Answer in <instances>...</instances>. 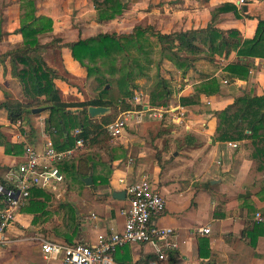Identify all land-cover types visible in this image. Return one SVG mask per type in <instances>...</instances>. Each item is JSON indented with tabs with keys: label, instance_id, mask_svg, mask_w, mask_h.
Listing matches in <instances>:
<instances>
[{
	"label": "crops",
	"instance_id": "0c3cea01",
	"mask_svg": "<svg viewBox=\"0 0 264 264\" xmlns=\"http://www.w3.org/2000/svg\"><path fill=\"white\" fill-rule=\"evenodd\" d=\"M224 3L234 5L238 13L222 14L216 26L238 30L242 41L253 39L259 20H264V0H248L244 5L248 7L247 12L237 0H219L217 5ZM197 5L200 17L190 16L189 25L183 31L204 29L211 23L206 7ZM19 27L16 25L14 29ZM14 41L21 44L22 35L14 34ZM201 48L204 54L196 56L195 68L186 74L176 69L182 81L168 82L170 97L166 107H152L146 100L143 109L139 105L131 110L133 118L122 136L112 137L114 143L99 155L83 150L106 143L88 140L77 148L74 159L64 162L74 161L75 167L70 173L61 165L64 192L71 198L69 204L60 200L63 194L59 187L58 193L41 190L33 200L25 202L6 231L8 242L2 246L5 248H0V264H49L42 251L44 242L96 245L101 237L122 232L129 196L126 193V199L120 200L114 194L126 192L130 184L144 177L152 181L166 200V209L157 223L174 230L177 247L167 261L161 262L151 245L127 244L112 252L106 264H264V226L254 221L257 212L264 213L261 187L264 174L250 177L253 163L247 156L246 141L214 140L215 112L223 111L244 95H264V60L240 58L237 52L210 60L207 49ZM62 59L64 63L47 65L59 75L55 84L62 100L71 102L70 94L74 91H69L71 87L60 76V68L71 79L78 78L83 71L69 48ZM239 61L250 63L253 76L249 79L226 71L227 66ZM0 72V102L6 92L23 102L21 85L12 77L10 66L5 73L0 63ZM211 78L218 80L219 93L202 92L199 104L183 107L181 99L193 96L196 88ZM73 96H79L78 90ZM148 109L163 111V117H151ZM49 115L50 111L44 109L37 114L32 112L30 123L17 125L9 122L5 110H0V129L9 142L24 147L29 144L42 151L50 138L46 131ZM145 120L153 122L147 127ZM31 129L35 131L33 142L22 132L30 133ZM24 155V151L20 155H8L0 145V183L7 181L12 168L25 161ZM71 176L72 182L67 180ZM87 177L92 178V184L86 185L83 181ZM68 183H74L71 192H67ZM203 228H209L210 234L201 233Z\"/></svg>",
	"mask_w": 264,
	"mask_h": 264
},
{
	"label": "trees",
	"instance_id": "16d2710c",
	"mask_svg": "<svg viewBox=\"0 0 264 264\" xmlns=\"http://www.w3.org/2000/svg\"><path fill=\"white\" fill-rule=\"evenodd\" d=\"M95 6L99 11L100 21L114 18L127 7L122 0H95ZM20 10L21 27L18 33L22 35L23 42L3 54L0 53V63L4 66L5 73L8 65L10 66L12 77L21 85L24 101L13 98L6 92L4 100L0 102V110L7 112V119L11 124L29 122L33 109L42 108L50 111L46 120V131L58 151L73 149L80 140L104 141L105 133L109 136L105 126L114 122L119 113L135 109L125 98L133 97L135 88L133 81L143 76L144 66L139 57L132 56V51L140 53L147 63H152L150 51L146 48L151 45H147L148 32H151V36L156 37L158 44L161 45L162 58L176 63L184 72L195 68L196 56L204 54L201 46L207 49L210 60L214 56H229L233 52H237L240 58L264 60V20H259L253 39L242 41L238 30H223L214 23L218 15L237 11L234 5L224 3L211 8L214 22L204 29L163 34L137 27L128 35L100 34L88 40L69 44L72 58L87 69L90 78L94 76L97 95L89 101L64 102L61 91L55 84L59 75L47 65L41 52L44 45L39 40L41 35L52 30V19L37 14L34 0H21ZM2 37L3 33L0 30V41ZM250 68L248 63L239 61L227 66L226 71L243 79L248 76ZM219 91L218 80L211 78L197 87L193 96L182 98L181 104L186 108L194 107L199 104L202 92L214 95ZM148 93L152 107L168 105L170 91L164 79L161 78ZM120 95L122 97H119ZM117 97L121 98L119 103ZM89 107H115L117 114L103 116L97 121L90 116ZM73 109H82V115L76 117ZM214 115L217 118L214 140L246 141L247 156L253 163L250 177L264 174V95L255 97L244 95ZM76 130L80 133L75 134ZM22 132L30 142H33L35 134L33 129L30 133L25 130ZM0 145L5 147L8 155H20L24 151V145L9 142L1 129ZM74 165L73 161L63 163L62 167L68 170L69 167L74 168ZM261 187L264 192V180ZM39 191L42 192L33 190L28 201L39 195Z\"/></svg>",
	"mask_w": 264,
	"mask_h": 264
},
{
	"label": "rangeland",
	"instance_id": "374dc122",
	"mask_svg": "<svg viewBox=\"0 0 264 264\" xmlns=\"http://www.w3.org/2000/svg\"><path fill=\"white\" fill-rule=\"evenodd\" d=\"M34 1L38 10L37 14L41 17L50 18L53 22L52 30L41 35L39 38L41 44L44 45L41 52L47 63H64L62 54L66 51L69 44L79 40H88L100 34L123 36L132 34L137 27L152 29L153 31H159L163 34L181 32L188 27L190 16L195 15V18L196 16L200 17L198 3L206 7V14L210 16L211 22H214L212 21L211 8L218 6L217 4L219 3V0H122L127 6L126 9L110 20L100 21V14H98L99 11L95 6V0ZM20 6L21 0H0V30L3 33L2 40L0 41V53H5L11 48L20 45L17 44L18 42L16 43V41H14V34L18 33L21 27ZM230 12L238 13V11ZM222 14L218 15L217 20L214 22L215 25H217L218 18ZM16 25L20 26L17 30L14 29ZM148 38L149 42L147 45H151L149 47L146 46V48L150 51L152 63H147L140 53L132 51L133 57H139L141 59V63L144 66V74L133 81L135 84L133 97L125 98L133 107L141 105L142 109L144 108L143 105H146V100L150 102L149 90L156 85L161 78L166 81L167 85H170V83H168L170 80H176L177 83L182 81L180 73L186 74L183 69L178 68L176 63L167 58H162L160 54L161 45L158 44L156 37L151 36V32H148ZM81 68L83 74L74 79H71L69 76L70 74L66 70L60 68L59 71L60 76L70 85L71 89H69V91L73 90V93H75L76 90H78V97L73 96V93L70 94L69 101L72 103L89 101L97 95V90L95 89L97 85L94 76L90 78L87 69L83 66H81ZM176 69L180 73H177ZM251 76L253 75L249 71L248 76L243 79H249ZM10 95L15 98L12 94ZM119 97H122V95ZM135 97L140 98V104L135 101ZM120 100L121 98H119L117 102L119 103ZM72 111L76 117L82 115V109H73ZM115 114H117L115 107H111L106 113V115ZM122 114L123 112L119 113L116 117L119 118ZM146 118L149 120V117ZM95 119L100 121L99 118L95 117ZM148 120H145L147 127L153 122ZM106 137L108 139H106ZM103 139L106 144L96 145L91 148L88 147L83 151H91V154L99 155L103 149L105 150L114 143L112 137L109 139L106 133ZM83 151L81 150L79 152L80 156ZM84 156L92 157L88 154ZM72 169L69 167V173ZM67 180L72 182V176ZM72 184L74 185V183ZM72 184H67V192H71L74 188ZM63 185L58 186L63 196H61V199L56 198V200L60 199L64 202L63 204H69L71 198L69 194H65V186L63 188Z\"/></svg>",
	"mask_w": 264,
	"mask_h": 264
},
{
	"label": "built area",
	"instance_id": "2783aa9c",
	"mask_svg": "<svg viewBox=\"0 0 264 264\" xmlns=\"http://www.w3.org/2000/svg\"><path fill=\"white\" fill-rule=\"evenodd\" d=\"M247 2L248 0H237L240 7ZM135 101L140 104L139 97H135ZM147 112L153 118L163 117L161 110L148 109ZM133 115L132 111L123 112L114 122L105 126L108 134L111 137L122 136ZM74 133L78 134L80 131L76 130ZM83 143L84 141L80 140L75 148L58 151L49 138L42 151L29 144L24 147L25 161L12 168L7 174V181L0 183V248L8 242L6 231L33 190L57 193L58 186L64 182L60 168L62 163L74 159L77 148ZM126 193L130 204L122 232L101 237L96 245L44 242L42 251L49 264L53 261L58 264H106L112 252L133 243L151 245L158 259L161 262L167 261L177 245L174 230L157 223V219L166 209V200L148 177L130 184ZM254 221L264 226V213L257 212ZM200 232L210 234V229L203 228Z\"/></svg>",
	"mask_w": 264,
	"mask_h": 264
},
{
	"label": "water",
	"instance_id": "95a60500",
	"mask_svg": "<svg viewBox=\"0 0 264 264\" xmlns=\"http://www.w3.org/2000/svg\"><path fill=\"white\" fill-rule=\"evenodd\" d=\"M244 12L248 11V7L244 6L243 7ZM89 114L92 118L98 117V116H105L106 113L110 110V108L108 107H89ZM43 109H33V113L37 114L39 112H42ZM83 181L86 183V185H90L92 184V178L91 177H87L84 178ZM114 197L120 200H124L126 199V192L125 191H121V192H116L114 194Z\"/></svg>",
	"mask_w": 264,
	"mask_h": 264
}]
</instances>
